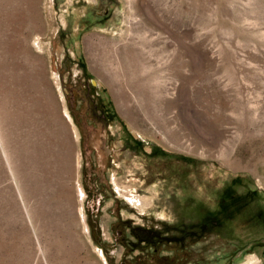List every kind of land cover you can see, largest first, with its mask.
Instances as JSON below:
<instances>
[{"label": "rangeland", "instance_id": "374dc122", "mask_svg": "<svg viewBox=\"0 0 264 264\" xmlns=\"http://www.w3.org/2000/svg\"><path fill=\"white\" fill-rule=\"evenodd\" d=\"M0 264H264V0H0Z\"/></svg>", "mask_w": 264, "mask_h": 264}, {"label": "flooded vegetation", "instance_id": "af4514ba", "mask_svg": "<svg viewBox=\"0 0 264 264\" xmlns=\"http://www.w3.org/2000/svg\"><path fill=\"white\" fill-rule=\"evenodd\" d=\"M108 13H109L108 9H105L102 12L97 11L96 16H95V20L96 21H101Z\"/></svg>", "mask_w": 264, "mask_h": 264}, {"label": "bare ground", "instance_id": "6f19581e", "mask_svg": "<svg viewBox=\"0 0 264 264\" xmlns=\"http://www.w3.org/2000/svg\"><path fill=\"white\" fill-rule=\"evenodd\" d=\"M134 199H135V201L138 203V202H140L141 203V200L139 199V198H135L134 197ZM256 263V262H255Z\"/></svg>", "mask_w": 264, "mask_h": 264}]
</instances>
